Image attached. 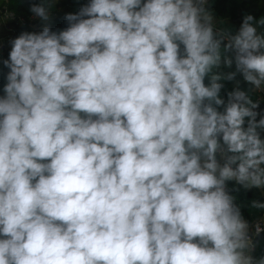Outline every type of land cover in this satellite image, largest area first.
I'll return each instance as SVG.
<instances>
[{
    "label": "clouds",
    "instance_id": "1",
    "mask_svg": "<svg viewBox=\"0 0 264 264\" xmlns=\"http://www.w3.org/2000/svg\"><path fill=\"white\" fill-rule=\"evenodd\" d=\"M76 4L0 0V264H264V0Z\"/></svg>",
    "mask_w": 264,
    "mask_h": 264
},
{
    "label": "trees",
    "instance_id": "2",
    "mask_svg": "<svg viewBox=\"0 0 264 264\" xmlns=\"http://www.w3.org/2000/svg\"><path fill=\"white\" fill-rule=\"evenodd\" d=\"M15 2L17 5H19L14 8V11L16 12V16L18 18L26 16V10L24 7L26 0H15ZM215 3H216V7L221 12V14L227 13L231 16L232 20H236L237 22L239 20V14L241 9H244L249 12H253L257 15L261 14V12L258 11L256 8V0H215ZM77 7L78 5L76 4V0H61V8H65L67 12H74L76 11ZM51 23H52V27L54 28L64 26L63 19H55ZM28 30H32V29L28 28ZM6 53L7 52H5L2 55H6ZM262 243H264V241H262Z\"/></svg>",
    "mask_w": 264,
    "mask_h": 264
},
{
    "label": "built area",
    "instance_id": "3",
    "mask_svg": "<svg viewBox=\"0 0 264 264\" xmlns=\"http://www.w3.org/2000/svg\"><path fill=\"white\" fill-rule=\"evenodd\" d=\"M66 12H67V10H65V8H61V11L55 15L53 20L62 19L63 14ZM17 19H19V18L17 17ZM233 21H236V20H233ZM28 28L32 29V30H34V29L39 30V26L36 25L35 22H33V26H28ZM1 30H2V34L0 35V55H2L8 51V49L10 47V45L8 43L9 39L12 36L18 34L20 28H19V25L16 23V21H12L7 25L2 26Z\"/></svg>",
    "mask_w": 264,
    "mask_h": 264
},
{
    "label": "crops",
    "instance_id": "4",
    "mask_svg": "<svg viewBox=\"0 0 264 264\" xmlns=\"http://www.w3.org/2000/svg\"><path fill=\"white\" fill-rule=\"evenodd\" d=\"M2 34V30H1V27H0V35Z\"/></svg>",
    "mask_w": 264,
    "mask_h": 264
}]
</instances>
